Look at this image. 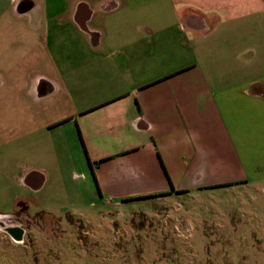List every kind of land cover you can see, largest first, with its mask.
<instances>
[{
	"label": "crops",
	"instance_id": "1",
	"mask_svg": "<svg viewBox=\"0 0 264 264\" xmlns=\"http://www.w3.org/2000/svg\"><path fill=\"white\" fill-rule=\"evenodd\" d=\"M244 183L264 185V0H0L2 216Z\"/></svg>",
	"mask_w": 264,
	"mask_h": 264
},
{
	"label": "rangeland",
	"instance_id": "2",
	"mask_svg": "<svg viewBox=\"0 0 264 264\" xmlns=\"http://www.w3.org/2000/svg\"><path fill=\"white\" fill-rule=\"evenodd\" d=\"M24 209L0 214V264H264L262 184L90 212L85 223Z\"/></svg>",
	"mask_w": 264,
	"mask_h": 264
},
{
	"label": "trees",
	"instance_id": "3",
	"mask_svg": "<svg viewBox=\"0 0 264 264\" xmlns=\"http://www.w3.org/2000/svg\"><path fill=\"white\" fill-rule=\"evenodd\" d=\"M227 185H231V184H226V185H222V186H212V187H209V188H214V187H224V186H227ZM233 185V184H232ZM177 192H182V191H177ZM131 199H135V198H131ZM17 230V229H16ZM18 231V230H17ZM20 232H22V231H20ZM12 233L15 235V236H17L18 238H21V234L22 233H20V234H17L16 232H15V230L14 229H12Z\"/></svg>",
	"mask_w": 264,
	"mask_h": 264
},
{
	"label": "flooded vegetation",
	"instance_id": "4",
	"mask_svg": "<svg viewBox=\"0 0 264 264\" xmlns=\"http://www.w3.org/2000/svg\"><path fill=\"white\" fill-rule=\"evenodd\" d=\"M12 229H17L19 231V233H23V229H21V228L13 227V228L10 229V231H12ZM20 231H22V232H20Z\"/></svg>",
	"mask_w": 264,
	"mask_h": 264
},
{
	"label": "built area",
	"instance_id": "5",
	"mask_svg": "<svg viewBox=\"0 0 264 264\" xmlns=\"http://www.w3.org/2000/svg\"><path fill=\"white\" fill-rule=\"evenodd\" d=\"M12 216H13V214H9L8 216L5 215V217H8V218H10V217H12Z\"/></svg>",
	"mask_w": 264,
	"mask_h": 264
},
{
	"label": "water",
	"instance_id": "6",
	"mask_svg": "<svg viewBox=\"0 0 264 264\" xmlns=\"http://www.w3.org/2000/svg\"><path fill=\"white\" fill-rule=\"evenodd\" d=\"M14 230H15V232H16L17 234H20L19 231H17L16 229H14ZM11 232H12V231H11Z\"/></svg>",
	"mask_w": 264,
	"mask_h": 264
}]
</instances>
